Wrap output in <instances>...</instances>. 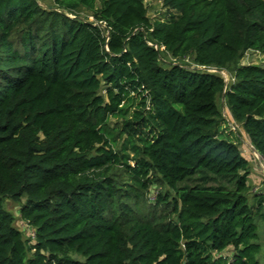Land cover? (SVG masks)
Returning <instances> with one entry per match:
<instances>
[{
	"label": "trees",
	"instance_id": "16d2710c",
	"mask_svg": "<svg viewBox=\"0 0 264 264\" xmlns=\"http://www.w3.org/2000/svg\"><path fill=\"white\" fill-rule=\"evenodd\" d=\"M161 2L0 0V264H264V0Z\"/></svg>",
	"mask_w": 264,
	"mask_h": 264
},
{
	"label": "rangeland",
	"instance_id": "374dc122",
	"mask_svg": "<svg viewBox=\"0 0 264 264\" xmlns=\"http://www.w3.org/2000/svg\"><path fill=\"white\" fill-rule=\"evenodd\" d=\"M40 5L45 6L46 4L50 3V0H38ZM143 3L148 8V15L150 18H163L164 14L166 12V9L162 6L161 0H143ZM264 56L262 54H259L254 51H247L240 63L247 64V63H255V64H261L263 62ZM191 68H197L192 66ZM214 71V70H211ZM218 73L224 80V82L227 84L231 81V76L226 71H219ZM218 108L221 112L222 117L227 120L226 121V127L224 128L226 131L230 130V137L233 139L234 142L237 143L242 156L248 161L250 165V174L248 176V182L251 186V191H260L264 190V175L261 172V169L258 168L259 163H261V157L253 150L252 146L250 145L248 139L246 136L242 133L241 128L233 122L231 119L227 108L225 107L223 103L222 98H218L217 100ZM118 122V120L111 118L110 125H114V123ZM263 162V161H262ZM157 191L156 188H153L151 190L150 198L154 195V193ZM3 206L6 210H8L13 216H14V226L18 229H23L24 235H25V229H24V222L19 217V203L13 202L11 200H5L3 202ZM22 231V232H23ZM258 234V242L260 244H264L263 235H264V228L263 225H259L257 229ZM261 261V258L260 260Z\"/></svg>",
	"mask_w": 264,
	"mask_h": 264
},
{
	"label": "built area",
	"instance_id": "2783aa9c",
	"mask_svg": "<svg viewBox=\"0 0 264 264\" xmlns=\"http://www.w3.org/2000/svg\"><path fill=\"white\" fill-rule=\"evenodd\" d=\"M162 49V47H160ZM173 62V61H172ZM262 159V158H261ZM263 161V162H262ZM259 168L261 169V172L264 174V159L261 160V163H259ZM24 229L26 234L29 236V238L32 240L34 237V230L29 227L27 224H24Z\"/></svg>",
	"mask_w": 264,
	"mask_h": 264
},
{
	"label": "water",
	"instance_id": "95a60500",
	"mask_svg": "<svg viewBox=\"0 0 264 264\" xmlns=\"http://www.w3.org/2000/svg\"><path fill=\"white\" fill-rule=\"evenodd\" d=\"M195 69H202V68H200V67H197V68H195Z\"/></svg>",
	"mask_w": 264,
	"mask_h": 264
}]
</instances>
